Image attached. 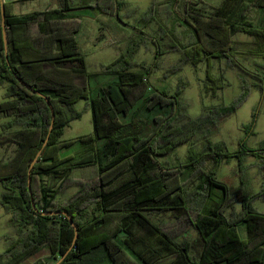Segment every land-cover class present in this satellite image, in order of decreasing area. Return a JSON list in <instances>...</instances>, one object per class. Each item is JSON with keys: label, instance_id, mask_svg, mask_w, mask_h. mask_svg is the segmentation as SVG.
<instances>
[{"label": "trees", "instance_id": "obj_1", "mask_svg": "<svg viewBox=\"0 0 264 264\" xmlns=\"http://www.w3.org/2000/svg\"><path fill=\"white\" fill-rule=\"evenodd\" d=\"M2 3L7 56L0 14V85L6 88V100L0 103V148L13 146L14 152L0 161V205L11 214L9 225L16 237L0 254V264H55L66 253L60 264H84L100 249L111 264H264V212L252 204L255 199L264 201V181L258 193L245 196L239 191L231 194L216 178L222 163L237 159L240 165L246 156L255 158L264 174V142L249 150L241 140L233 152L210 141L199 151L189 148L179 165L181 184H169V175L160 172L158 160L195 135H207L210 127L236 111L251 88L264 97V63L256 62L253 71L230 54L231 36L238 33L264 44V20L254 24L251 19L253 11L264 13V0H221L208 12L193 7L186 10L185 17H179L192 29L194 41L187 47L178 46L180 58L167 68L168 73L215 57L242 74L241 93L230 105L197 118L186 116L181 87L170 91L152 86L149 76L154 64L135 63L138 49L133 41L103 68L102 73L115 75L116 81L92 94L91 76L75 41L79 31L75 13L89 9L121 20V0H56V9L26 14L10 13L11 3ZM173 7L168 13L175 15ZM154 12L152 8L142 22L152 21ZM161 37L160 29L147 37L153 39L156 55L160 54L156 39ZM171 48L178 49L176 44ZM245 74L254 79L252 84ZM35 92L48 100L52 112ZM79 101H84L91 113L92 133L62 140L64 129L81 116L74 109ZM143 101H147L146 118L138 114ZM52 113V130L31 169L28 189L27 172L47 137ZM255 119L253 114L249 129ZM205 160H211L209 168ZM87 167H94L96 174L88 183L78 182L70 199L58 202L60 190L71 181L72 170ZM184 184L189 186L182 187ZM234 198L240 203L239 212L233 208ZM147 210L183 216L178 229L194 228L199 244L187 240L186 234L174 239L143 216ZM146 231L157 235L156 248V243L145 244ZM120 233L123 238L118 240ZM44 251L48 254L38 258ZM257 256L260 259L253 260Z\"/></svg>", "mask_w": 264, "mask_h": 264}, {"label": "rangeland", "instance_id": "obj_2", "mask_svg": "<svg viewBox=\"0 0 264 264\" xmlns=\"http://www.w3.org/2000/svg\"><path fill=\"white\" fill-rule=\"evenodd\" d=\"M3 1L11 3L8 6L10 13L17 14L16 0ZM121 1L123 2L119 13L121 20L115 16L89 9L75 13L79 22V31L75 34V41L80 52L86 58L87 72L91 76L92 94H96L101 86L116 81L115 75L103 74V68L124 53L129 41H133L132 45L138 49L134 58L135 63L143 64L146 67L154 64L149 76L152 86L170 91L177 86L181 87V103L186 107V116L197 118L213 108L230 105L240 95V76L242 74L236 68L229 66L225 60L212 57L206 61L198 62L196 65L184 64L179 71L171 74L167 71V68L176 64L180 58L179 50L181 49L179 47H187L190 42L194 41L191 37L192 29L179 17H185L186 10L193 7L200 9L201 12H208L217 7L221 0H177L175 5H173V0ZM172 6H174L175 15L169 14V9ZM152 8L155 11L151 16L152 21L143 23L142 20ZM251 15V19L254 18V24L259 19L264 20V13L259 15L253 11ZM201 19V22H206V19ZM193 24L195 23L193 22ZM159 29L164 37L156 39L160 53L156 55L155 43H153V39L147 37L154 36ZM175 44L178 48L176 50L171 48ZM230 46L232 47L230 54L246 68L255 71L257 69L256 62L264 63V44L258 43L252 37L243 33L235 34L231 36ZM244 77L249 84L254 82L250 75L245 74ZM182 83L184 85H181ZM219 84L220 88L217 87ZM5 100L6 88L5 85H0V103ZM146 104L147 101H143L138 108L139 117L146 118L148 116L144 109ZM137 105L133 110L137 108ZM74 109L81 116L64 129L62 140H73L92 133L91 113L85 107L84 101L76 103ZM138 114L136 113V116ZM253 114L256 115L255 123L253 128L249 129ZM2 122L3 120H0V123ZM241 140L249 150L257 149L264 142V97L261 98L255 88H251L247 99L237 107L234 113L221 118L215 127H210L207 135L197 134L186 144L175 148L168 157L158 158L162 166L160 172L169 175L170 185L181 184L182 175L179 172L182 169L179 168V165L184 162L189 148L199 151L206 141H210L212 144H221L229 152H233L238 149ZM13 152V146L1 147L0 161L11 157ZM55 162L56 159L52 165ZM205 164L209 168L211 160H205ZM238 164L237 159H229L222 163L216 171L217 180L225 183L231 194L238 191L245 196L258 193L262 189L264 181V174L258 168L259 162L251 156H246L242 163ZM95 174L94 167L73 169L71 181L66 182L58 194V202L70 199L78 190L77 183H88ZM48 182L52 184L51 179H48ZM183 186L189 185L184 184ZM2 190L0 187V193ZM252 204L259 212H264V201L255 199ZM233 205L234 210L239 212L240 203L237 198L233 199ZM142 213L144 217L155 225L157 224L162 231L170 234L174 239L179 240L186 234L187 240L195 242L196 245L199 244L194 228L187 226L182 230L178 229L179 223L183 221V216L175 215L176 213L172 211L147 210ZM10 218L11 214L7 213L0 205V254L5 252L16 237L15 229L9 225ZM118 235V240L123 238L122 233ZM144 235L145 244L153 246L156 243L154 247L156 248L157 235L148 231ZM240 235L244 237L242 227H240ZM47 254L44 251L38 255V258ZM95 256L98 259H93ZM252 258L255 261L260 259L258 256ZM33 259H29L28 263H31ZM88 260L93 262L87 261L84 264H111L101 249L89 255Z\"/></svg>", "mask_w": 264, "mask_h": 264}, {"label": "water", "instance_id": "obj_3", "mask_svg": "<svg viewBox=\"0 0 264 264\" xmlns=\"http://www.w3.org/2000/svg\"><path fill=\"white\" fill-rule=\"evenodd\" d=\"M0 14H1V29H2V39H3V48H4V55L5 57L7 56V43H6V35H5V29H4V6H3V3H2V0H0ZM17 80L20 82V84L25 87L27 90L29 91H33V89L31 87H29L28 85H26L24 82H22L19 78H17ZM39 97L43 98L47 103H48V100L43 96L41 95L40 93H37L35 92ZM49 105V103H48ZM50 107V110L52 112V109H51V106L49 105ZM53 120H54V116H53V113H52V119H51V124H50V127H49V130H48V134H47V137L42 145V147L40 148V150L36 153L34 159L32 160V162L30 163V166H29V169H28V172H27V175H28V189L30 188V181H29V178H30V172H31V169L32 167L35 165V163L37 162L43 148L45 147L46 143H47V139H48V136L52 130V126H53ZM46 215V214H44ZM50 215V214H48ZM71 223V221H70ZM72 225V228L74 229L75 231V227L74 225L71 223ZM76 231H75V234H74V240L76 239ZM67 254V253H66ZM66 254H64L63 256H61V258L55 263V264H60L64 258L66 257Z\"/></svg>", "mask_w": 264, "mask_h": 264}, {"label": "crops", "instance_id": "obj_4", "mask_svg": "<svg viewBox=\"0 0 264 264\" xmlns=\"http://www.w3.org/2000/svg\"><path fill=\"white\" fill-rule=\"evenodd\" d=\"M16 2L17 14H26L28 12L42 11L44 9H56L57 7L56 0H16Z\"/></svg>", "mask_w": 264, "mask_h": 264}]
</instances>
